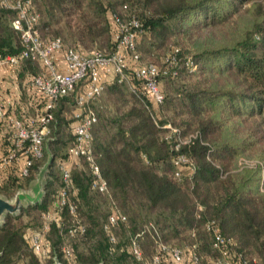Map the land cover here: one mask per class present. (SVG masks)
I'll return each instance as SVG.
<instances>
[{"label":"trees","instance_id":"16d2710c","mask_svg":"<svg viewBox=\"0 0 264 264\" xmlns=\"http://www.w3.org/2000/svg\"><path fill=\"white\" fill-rule=\"evenodd\" d=\"M246 1L142 0V6L134 7L131 0H33L40 15L37 27L42 37L58 36L65 43L62 29L52 33L50 26L59 23L61 16L70 20L79 14L77 27L69 26L68 30L73 44H65L79 48V43L87 40L96 43L105 33V44L98 48L104 53L116 49L114 34L118 23L113 13L122 20L135 15L141 24L135 49L143 62H154L143 60L140 52V36L147 31L150 32V46H159L169 36L191 34L223 24L240 13ZM83 9L91 14H85ZM247 12L249 16L245 19L244 14H239L242 23L236 26L235 35L230 39L189 49L173 44L178 47L176 73L170 70L159 73L160 88L164 93L161 102L153 100L143 81L133 75L131 69L128 72L131 74L130 85L116 77L105 84L104 90L110 93H122L123 87L127 86L132 98L131 106L118 110L119 114L112 120L96 110L93 153L107 181L110 196L127 216L126 222L112 225L111 231L115 235V228L129 227L130 236L143 224H150V230L139 236L143 252L145 238L148 240L145 243L149 242L150 247L152 244L147 259L155 251L156 240L177 246L196 243L200 263L211 264L219 253L212 244L211 233L204 227L208 217L217 220L221 232L232 239L233 250L248 264H256L254 255L264 257V124L259 118L264 112V0L253 3ZM13 15V9L0 5V55L15 54L22 47L20 34L10 23ZM187 58L192 61V70L185 63ZM37 62L29 58L23 60V68L18 72L20 79L23 75L28 79V91L29 80L42 69ZM156 64L164 68V56L162 63ZM189 77H195V80L189 82L186 80ZM162 80L167 84L173 80L183 82L173 92L166 93ZM26 89L24 82L20 91L22 100L27 97ZM70 97L73 101L74 97L68 95L59 103ZM27 101L28 110L33 112L41 104V95L34 89L28 93ZM166 109L186 121V126L163 116ZM246 120L251 123L244 131L229 133L235 132L237 124H244ZM107 122L115 125L113 131L107 129ZM167 122L170 127L166 126ZM63 123L57 106L55 124L52 125V133L56 128L57 137L50 143L55 155L64 143L70 145L73 142V134L64 132ZM171 127L176 130L167 136ZM66 134L68 140L64 139ZM181 137L185 140L181 141ZM248 152L257 162L238 166V156ZM179 155L187 159L180 165L174 161ZM65 156L62 154L61 157ZM43 162V155L34 160L28 178L35 175ZM69 170L71 182L66 201L58 207L60 220L50 221L46 231L45 237L51 248L49 255L42 260L29 247L24 228L28 222L23 224L22 217L24 214L38 215L48 210L50 203L55 205L65 181L61 169L59 176L53 167L47 176L42 202L22 208L19 215L8 214L0 226V264H52L55 252L63 264H68L61 245L71 235L72 223L77 221L84 225V231L77 234L82 237L84 248L78 249L74 243L76 254L73 249L78 264H123L127 259L132 264H144L127 249L120 248L118 253L120 242L117 238L115 242L110 240L104 228L110 206L101 217L93 202L96 194L107 193L92 188L90 171L76 167ZM71 203L75 206L74 212L70 211ZM133 204L155 211L156 218L144 219L137 224L128 215ZM199 204L203 206L201 211Z\"/></svg>","mask_w":264,"mask_h":264},{"label":"built area","instance_id":"2783aa9c","mask_svg":"<svg viewBox=\"0 0 264 264\" xmlns=\"http://www.w3.org/2000/svg\"><path fill=\"white\" fill-rule=\"evenodd\" d=\"M0 5L14 10L10 23L19 32L22 44L19 52L0 55V66L18 67L28 58L37 60L42 66L41 71L29 80V93L35 89L41 95V104L33 112L30 113L27 109L17 112V98L2 95L0 92V185L13 173L21 177L29 174L34 160L43 155L45 139L52 134L55 109L60 99L73 94L74 108L70 127L74 138L68 146V153L72 157L83 158L88 164L92 174V188L110 196L107 181L92 148V128L97 121L94 103L103 92L106 80L116 77L118 81H125L130 85L129 69L143 81L153 100L161 102L164 93L158 76L161 71L165 73L170 70L173 74L176 73L178 47L170 45L164 55L166 65L162 69L155 62L141 61L135 49L136 34L141 31L140 21L135 15H131L128 20H122L113 13L118 23L114 34L116 49L111 53H104L99 49L85 52L66 45L61 37H42L37 27L40 15L33 0H0ZM185 63L192 70L191 59L187 58ZM174 161L180 165L187 159L179 155ZM61 175L65 185L59 189L52 209L49 208L43 213L41 231L31 230L25 234L26 242L40 259L48 256L51 249L43 232L48 230L50 221H58L60 218L58 207L65 203L67 187L71 182L68 167L61 165ZM109 206L104 228L110 240L115 242L116 237L111 226L119 221L126 222L127 216L112 197ZM202 209L203 206L199 204L198 210ZM74 210L75 206L71 203L70 211ZM149 227L150 224H143L140 230L129 236L127 250L134 258L144 261V264H200L196 243L177 246L156 240L155 251L146 259L139 236L144 231H149ZM204 227L211 233L212 244L219 253L211 264H248L239 252L233 250L232 239L221 232L215 218L205 219ZM83 231L84 225L79 221L69 228L71 235ZM61 249L68 260L74 258L70 244H63Z\"/></svg>","mask_w":264,"mask_h":264},{"label":"rangeland","instance_id":"374dc122","mask_svg":"<svg viewBox=\"0 0 264 264\" xmlns=\"http://www.w3.org/2000/svg\"><path fill=\"white\" fill-rule=\"evenodd\" d=\"M140 1L142 0H131V3L133 4L134 7H139L142 6ZM258 2H263V0H247L246 2H244L242 8H241V12L239 14H244V19L246 16H249L248 8L253 4V3H258ZM87 8V7H86ZM83 11L85 12V14H91L89 11H87L86 9H83ZM239 14L233 16L230 20L224 22L223 24H217V25H213V26H209V27H205L203 29H199L197 31H193L188 34H180L178 36H169L166 38V40L161 43L159 46H157L155 44V49H153V47L150 46L149 44V36H150V32H146L145 34H143L142 36H140V43H139V47H140V52L142 53L143 56V60L146 59H151L154 62L161 64L162 63V59L163 56L165 55V52L169 49L170 45L173 44H178L180 45L182 48L184 49H189L191 47H195L198 45H201L203 43H215L218 41H222L224 39H230L233 35H235V29L236 26L242 22H240L239 20ZM79 14L74 15L72 18H70V20L65 19L63 16H61V19L59 21V23L57 24H53L51 25V32L55 33L56 30L58 28H61L62 33L61 35L64 37L65 43L66 44H73V39L71 38L70 34H68V30H69V26L72 27H77V23L79 22ZM247 18V17H246ZM46 35H49L46 33ZM176 37V38H175ZM112 37L110 36V39ZM106 41V34L103 33L102 35L99 36L98 40L96 43H90L88 40L86 42H82L79 43V48L85 52H90L91 50L94 49H98L99 47H103ZM38 63V62H37ZM23 63H21L20 66L18 67H13V66H8L5 65V67L3 68L5 75V85L1 86V92H9V89H11V91H17V93H19V91H21V86L22 84H24V82L26 83V79L25 75H23V77L20 79L18 76V72L23 68ZM38 66L41 67V64L38 63ZM29 77V75H28ZM27 78V77H26ZM112 79H108L106 80V83L110 82ZM187 81L190 80H195V77H189L188 79H186ZM186 81V82H187ZM183 81L181 80H173L171 83H166V81L162 80V85L164 87V90L166 93L168 92H173V90H175L174 88L177 87L179 84H181ZM176 84V85H175ZM124 90L122 91V93H110L108 91L103 90V92L100 94V96L98 97V99L95 101L94 106L96 108V110L98 112H101V115L107 118H110L112 120V118H114L116 115L119 114L118 110H125L128 107L131 106L132 104V98L130 96V92L131 89L128 88L127 86L123 87ZM73 96V94H70ZM69 95V96H70ZM21 96H23L21 94ZM74 99V98H73ZM74 108V100L72 101L71 97L64 100L63 103H58V110L59 113L61 115V117H63L64 119V123L63 126L64 127V132L67 134L72 135L71 132V127H70V121H71V114H72V110ZM32 111L30 110V113ZM163 116L174 119L175 121H177L178 123H181L182 126H186V121H183L180 119V117L178 116H174V113L169 110L166 109L163 112ZM185 118V115L183 116ZM263 124H264V112L260 115L259 117ZM246 122V123H245ZM244 122V124H237V128L236 131H230L229 133L231 134H236L237 132L240 133V131H244L245 128H247L251 121L250 120H246ZM194 122H192L193 125ZM190 125V126H192ZM96 124L93 127V136H94V129L96 128ZM115 125L112 122H107L106 127L108 130L113 131L115 129L114 127ZM166 126L170 127V123H166ZM172 126V125H171ZM56 128H54L53 133L51 134V137L48 141V148H46V139L44 141V162H46L49 158V152L52 154V160L51 163L48 167V170L45 173V179L47 180V176L48 173L51 169V167L55 168L56 170H58V175L60 176V169H61V165H64L66 167H68L69 169H72L74 167H76L79 170H83V171H87L89 172V167L88 164L85 162V160L81 157H72L67 155V148L68 145L67 143H64L63 146L61 147V149L59 150V153L57 155L54 154V152L52 151V148L50 146L51 140H54V138L57 137V133H56ZM173 131V127H171L170 132H166V135H170ZM65 135L64 139L66 138V140H68V135ZM181 141H184L185 139L181 137L180 139ZM71 143V142H70ZM49 151V152H48ZM62 154H66L65 157H61ZM43 162V163H44ZM257 162L256 158L253 157V155L248 152L247 154H243V155H239L237 160H236V164L238 166L241 165H253ZM42 163V164H43ZM40 164L38 166L37 171L35 172V175L32 177L28 178L27 176H19L16 173L11 174L10 177H8L1 185H0V193L8 198H11L14 196V194L16 193V191L20 188L23 189H29V184L31 182L32 179H35L39 167L42 165ZM19 180V181H16ZM46 187V186H45ZM46 190V189H45ZM111 199V197L107 194V195H103V194H96L94 196V200L93 202L96 204L97 206V215H100L101 217H103L102 213H106L108 208H109V200ZM114 200V199H113ZM30 205H34V204H28L25 206H22V208H25L27 206ZM53 204L50 203L49 204V208L52 209ZM22 208L20 210V212L17 214L19 215L22 211ZM47 211V210H46ZM46 211H42L40 212L38 215L37 213H32L30 215L24 214L23 215V224H25L26 222H28L27 225H25V233L26 232H30L31 230H38L41 231V225L43 223L44 217H43V213ZM129 217H133L135 219V222L141 223L144 219H155L156 218V212L153 210H149L146 207H143L141 205H135L133 204V209L131 211V213H128ZM60 220V218L58 219V221ZM130 222L132 223V220H130ZM129 223V224H131ZM75 225V222L72 223L71 227H73ZM129 227L127 228H115V230H113L115 232L116 238L117 240L120 242L119 243V248L117 249V252L119 253L122 249H128V239H129ZM79 232H75L72 235H68L67 238L65 239V242L63 244H71L73 245V249H74V253L76 254V248L74 243H76L78 245V249H83L84 248V243L82 241V237L80 235H77ZM44 236H46V232H43ZM145 242L148 241L147 238L144 239ZM143 244L144 247V257H148L149 253L151 251L152 244L150 247V244H148L149 242ZM62 244V245H63ZM61 245V246H62ZM128 253V252H127ZM42 260H44V258H41ZM147 259V258H146ZM254 262H256V264H264V257L262 256H257L254 255ZM20 262V261H19ZM203 263V262H202ZM68 264H78L75 257L71 260H69ZM123 264H132V261L127 259L124 260ZM201 264V263H200ZM204 264H208L205 263Z\"/></svg>","mask_w":264,"mask_h":264},{"label":"water","instance_id":"95a60500","mask_svg":"<svg viewBox=\"0 0 264 264\" xmlns=\"http://www.w3.org/2000/svg\"><path fill=\"white\" fill-rule=\"evenodd\" d=\"M50 138L51 137H47L46 139V148H48L47 145ZM52 157V154L49 152L48 160L39 167L35 179H32L29 184V189H18L11 198L0 193V226L4 224L8 214L16 216L20 212L22 206L42 202L46 186L45 173L48 170ZM1 254L2 252H0V255ZM52 260V264H63L56 252L53 254ZM92 264H102V262Z\"/></svg>","mask_w":264,"mask_h":264},{"label":"crops","instance_id":"0c3cea01","mask_svg":"<svg viewBox=\"0 0 264 264\" xmlns=\"http://www.w3.org/2000/svg\"><path fill=\"white\" fill-rule=\"evenodd\" d=\"M5 67V65H3V66H0V87L1 86H3V85H5V73H4V70H3V68ZM26 94H27V97H25V100H22V98H21V94H20V91H19V93H17V91H14V89H13V91H11V89H9V92H1V88H0V92H1V94L2 95H5V96H15V98H17V100H18V102H19V107H18V109H17V112H21V109H23V110H28L29 108H28V93H29V91H28V86H27V89H26ZM20 109V110H19ZM29 112H30V110H28Z\"/></svg>","mask_w":264,"mask_h":264}]
</instances>
